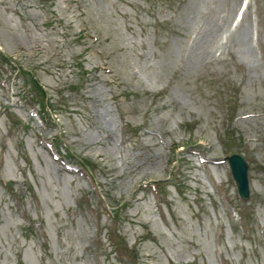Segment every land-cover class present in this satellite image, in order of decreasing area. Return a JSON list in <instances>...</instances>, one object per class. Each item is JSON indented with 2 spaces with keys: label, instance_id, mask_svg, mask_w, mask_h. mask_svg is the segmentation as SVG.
<instances>
[{
  "label": "rangeland",
  "instance_id": "rangeland-1",
  "mask_svg": "<svg viewBox=\"0 0 264 264\" xmlns=\"http://www.w3.org/2000/svg\"><path fill=\"white\" fill-rule=\"evenodd\" d=\"M245 1L0 0V264H264Z\"/></svg>",
  "mask_w": 264,
  "mask_h": 264
},
{
  "label": "water",
  "instance_id": "water-1",
  "mask_svg": "<svg viewBox=\"0 0 264 264\" xmlns=\"http://www.w3.org/2000/svg\"><path fill=\"white\" fill-rule=\"evenodd\" d=\"M230 167L232 178L236 184V191L240 199L247 201L250 196L247 177L248 166L239 155H232L225 159Z\"/></svg>",
  "mask_w": 264,
  "mask_h": 264
},
{
  "label": "bare ground",
  "instance_id": "bare-ground-1",
  "mask_svg": "<svg viewBox=\"0 0 264 264\" xmlns=\"http://www.w3.org/2000/svg\"><path fill=\"white\" fill-rule=\"evenodd\" d=\"M247 0L245 1V4H246Z\"/></svg>",
  "mask_w": 264,
  "mask_h": 264
},
{
  "label": "trees",
  "instance_id": "trees-1",
  "mask_svg": "<svg viewBox=\"0 0 264 264\" xmlns=\"http://www.w3.org/2000/svg\"><path fill=\"white\" fill-rule=\"evenodd\" d=\"M43 120V119H42ZM44 121V120H43Z\"/></svg>",
  "mask_w": 264,
  "mask_h": 264
}]
</instances>
